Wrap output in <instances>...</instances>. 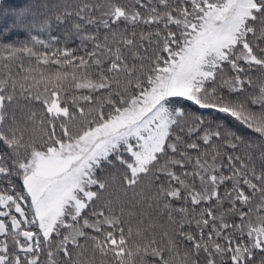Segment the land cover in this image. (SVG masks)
<instances>
[{
  "label": "snow or ice",
  "instance_id": "1",
  "mask_svg": "<svg viewBox=\"0 0 264 264\" xmlns=\"http://www.w3.org/2000/svg\"><path fill=\"white\" fill-rule=\"evenodd\" d=\"M0 68V264H264V0H0Z\"/></svg>",
  "mask_w": 264,
  "mask_h": 264
},
{
  "label": "trees",
  "instance_id": "2",
  "mask_svg": "<svg viewBox=\"0 0 264 264\" xmlns=\"http://www.w3.org/2000/svg\"><path fill=\"white\" fill-rule=\"evenodd\" d=\"M7 2V0H5V3ZM47 2H49V3H53V2H55V0H47ZM63 31H64V28H63V26H53V29H52V32H51V35H56V36H61L62 35V33H63ZM48 35H49V33H43V34H41V37L40 38H42V39H47L48 38ZM10 39H12V40H24V39H26V37L24 36V35H22V34H14V35H11V37H10ZM17 67H19L18 65H17ZM32 67H35V65H33ZM42 67V66H41ZM5 70L4 69H2V68H0V74H2L3 72H4ZM14 71H15V69H14ZM30 70H29V67H28V65H27V63L25 64V67H24V69H22L21 70V77L25 74V73H28ZM35 75H36V78L37 79H40V73L39 72H37V73H35ZM19 78V77H18ZM30 79H31V75H30ZM43 88V85H41V89ZM213 115H216L214 112H213ZM223 117H221V122H223ZM229 124L234 128V130H235V128H236V126L234 125V124H232V122L229 120ZM247 134H250V135H252V133L250 132V130L248 131V133Z\"/></svg>",
  "mask_w": 264,
  "mask_h": 264
}]
</instances>
